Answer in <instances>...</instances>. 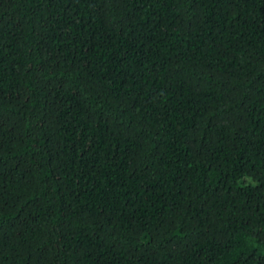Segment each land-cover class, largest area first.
<instances>
[{
	"label": "trees",
	"instance_id": "1",
	"mask_svg": "<svg viewBox=\"0 0 264 264\" xmlns=\"http://www.w3.org/2000/svg\"><path fill=\"white\" fill-rule=\"evenodd\" d=\"M0 264H264V0H0Z\"/></svg>",
	"mask_w": 264,
	"mask_h": 264
}]
</instances>
